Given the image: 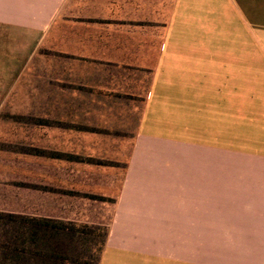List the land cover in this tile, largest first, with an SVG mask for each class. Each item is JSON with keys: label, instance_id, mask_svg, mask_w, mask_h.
<instances>
[{"label": "crops", "instance_id": "1", "mask_svg": "<svg viewBox=\"0 0 264 264\" xmlns=\"http://www.w3.org/2000/svg\"><path fill=\"white\" fill-rule=\"evenodd\" d=\"M222 6L0 0L30 104L13 185L46 189L9 199L107 226L99 264H264V67H225Z\"/></svg>", "mask_w": 264, "mask_h": 264}, {"label": "rangeland", "instance_id": "2", "mask_svg": "<svg viewBox=\"0 0 264 264\" xmlns=\"http://www.w3.org/2000/svg\"><path fill=\"white\" fill-rule=\"evenodd\" d=\"M254 1L221 0L225 67H229L230 51L235 53V67H264V0ZM1 58L5 62L0 59V65L4 64L0 66V208L10 210L16 207L7 199L15 187L14 175L25 174L28 169L23 157L18 158L15 152H22L19 140L25 137V121L18 122L16 115L25 113L30 104L24 102V93L16 86L23 67H7V57Z\"/></svg>", "mask_w": 264, "mask_h": 264}, {"label": "trees", "instance_id": "3", "mask_svg": "<svg viewBox=\"0 0 264 264\" xmlns=\"http://www.w3.org/2000/svg\"><path fill=\"white\" fill-rule=\"evenodd\" d=\"M22 187L46 190L40 185L15 184L16 191ZM51 190L58 193L57 189ZM87 198L110 201L99 196ZM7 199L16 207L0 208V264H99L108 235L107 226L29 214L25 199H9V196Z\"/></svg>", "mask_w": 264, "mask_h": 264}]
</instances>
